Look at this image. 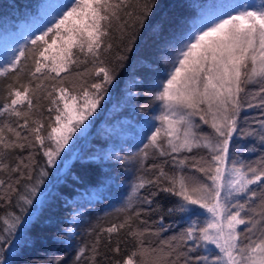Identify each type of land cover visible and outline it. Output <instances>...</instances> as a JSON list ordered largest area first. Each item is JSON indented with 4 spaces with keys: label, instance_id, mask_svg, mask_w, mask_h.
<instances>
[{
    "label": "snow or ice",
    "instance_id": "obj_1",
    "mask_svg": "<svg viewBox=\"0 0 264 264\" xmlns=\"http://www.w3.org/2000/svg\"><path fill=\"white\" fill-rule=\"evenodd\" d=\"M148 11L145 4L137 13L130 0H68L30 45L26 44L0 65V77H13L7 101L0 105V114L16 118L15 127L7 122L0 124V173L8 171L18 177L14 183L11 178H0V199L12 205L15 197V206L21 212L32 204L31 197L47 175L46 166L56 163L77 128L99 107L106 85L115 77V69L103 59L113 49L110 38L116 33L121 43H131L135 32L129 33L128 28L141 25ZM29 59L32 61L26 73L29 79L21 83V73L27 67L22 62ZM89 59L99 82L81 87L76 93L70 91L61 73L66 76L73 66L88 63ZM123 59L116 57L118 62ZM168 69L157 83L161 90L156 99L163 104L155 117L159 125L149 128L148 142L138 158L143 167L148 149H152L154 154L170 156L175 167L168 174L152 165L157 171L153 179L138 176L132 195L121 209H133L132 214L125 217V222L100 230L110 242L111 234H119L127 227L129 236L136 240L134 251L122 261L109 264H264V156L255 166L229 161L234 136L258 135L264 149V119L258 121L259 132L240 128L242 109L254 106L242 97V93L247 95L249 85L259 87L260 107L264 108V0L258 5L232 6L229 12L204 18L173 49ZM48 79L58 84H51L46 93L52 106L48 112H55L54 119L49 117L51 122L46 125L34 101ZM201 125L209 126L211 134L202 132ZM25 147H38L45 157V166L39 168L37 176L31 174L36 169L23 159L15 167L5 162L10 152ZM194 150L208 153L207 160L193 157L191 163L204 174L205 180L186 174L187 155L178 158V154ZM19 177L25 180L23 190ZM142 189L147 195H139ZM161 194L176 197L174 205L163 209L155 199ZM134 197L148 207L134 209ZM141 211L189 213L188 225L178 236L159 240L153 246L146 237L158 236L171 225L166 226L164 216L160 215L155 221L159 225L157 233L144 220L140 223L145 227L133 228L132 216L139 218ZM194 216L198 219H192ZM19 222L15 211L0 216V253L4 244H13ZM99 243L97 236L91 248V264H95ZM120 250L117 242L112 251ZM86 251L87 246L81 247L73 264H78ZM0 264L6 262L0 260Z\"/></svg>",
    "mask_w": 264,
    "mask_h": 264
},
{
    "label": "trees",
    "instance_id": "obj_2",
    "mask_svg": "<svg viewBox=\"0 0 264 264\" xmlns=\"http://www.w3.org/2000/svg\"><path fill=\"white\" fill-rule=\"evenodd\" d=\"M56 0H49L44 3L41 0H0V38L3 35L13 34L18 32L20 35V26L23 21L30 22L35 18L39 20V30L49 25L59 12L61 8V2L56 4H50ZM185 0H130L137 13L141 10L142 6L147 4L149 11L146 17L143 19L142 24L136 27H129L128 32H135V36L131 43H121L118 38V34L114 33L110 38V42L113 44V49L103 56L106 63L115 69V77L110 83L107 89L108 98L100 102L99 107L90 117V125L85 132L77 138L71 145H69L64 160L54 167L53 165H47V175L43 178V183L38 186V191L31 197L32 204L27 205L23 212L15 206V197H13V204L8 205L6 201L0 199V216H4L6 212L15 211L20 217V222L15 230L13 237V244L3 245V251L0 253V260L6 262V264H73L75 260L70 258L69 248L67 246V232L70 229V220L77 206H92L99 207L100 204H104L108 200V194L106 191V178L107 177H119L120 171L124 168L125 159L124 154L120 151V146L123 143V137L118 133L113 138V142L109 143L105 139L101 138L100 126L109 112V98L116 92L126 87V82L129 78L130 70L133 62L136 59V50L145 38L155 37L156 31L161 27V24L172 16L182 17L186 12L185 8H182L181 2ZM56 3V2H55ZM42 8H39V7ZM188 12H193L192 8L188 9ZM129 25L132 24V20L128 21ZM35 33V34H34ZM15 34V35H16ZM37 35L36 29L31 30V33L27 36H23L20 49L26 44L30 45V41L35 39ZM117 56H123L122 61H117ZM75 58V57H74ZM83 59V57H79ZM5 62H1L3 65ZM27 64L24 68V72L21 73L20 82L27 83L29 77L26 75L31 68V59L22 62ZM94 65L90 59L88 63H80L78 66H73V69L64 77L65 86L70 90L78 91L81 87H87L92 83L99 82V77L95 76L92 69ZM54 75V74H53ZM13 83L12 75L7 77H0V105L7 101L8 85ZM37 81H33L35 85ZM44 87L37 91V100L34 104L37 107L44 109V114L49 120L51 113L47 109L46 96L47 91H50V85L57 83L51 79L45 80ZM135 92V112L139 106H143L146 101L144 96H140L136 91V88L131 90ZM247 95L245 96L248 102L255 101V97L259 95V87L252 86L246 89ZM243 94V93H242ZM253 98V99H252ZM127 112V113H126ZM124 112V115H131L130 111ZM134 113V111H133ZM50 121V120H49ZM10 123L13 127L16 126V118L8 117L0 114V124ZM254 132V131H248ZM24 133L22 132V135ZM31 139V137H29ZM255 140H259L258 135L250 136H234L233 142L229 150V161L236 160L243 162L244 164H253L251 156L246 157L247 151L253 152L256 150V146L253 144ZM90 143H96L102 148L107 149V153L104 158L100 160H82L81 155L84 154L87 149H90ZM203 151H193L188 153V164L191 165L192 158L195 157L199 160L201 157H205ZM250 158V159H249ZM23 159L25 163L30 164L36 171L32 172L33 176L38 175V170L44 167V160L42 150L37 148L25 147L24 149H17L10 152L7 155L6 163H9L12 167H15L16 163ZM149 165H157L159 167L166 166V162L162 158H156L148 161ZM23 171V169H22ZM0 178L8 180L12 179L13 183L18 178L16 174L5 171L0 173ZM19 187L23 190L25 180L22 177ZM256 187V186H253ZM154 190V189H153ZM147 195L145 190H141V196ZM157 203L161 205L163 209L170 208L174 205L176 197L168 196L167 194H161L155 198ZM84 203V204H80ZM259 205V204H256ZM147 205H141L140 203L133 206L134 209L140 211L141 208L146 209ZM259 208L257 207V210ZM133 209L122 212L113 220L108 221L106 217H101L92 228L91 232L85 237V245L88 251L85 252L84 257L80 259L78 264H91L90 257L93 255L91 248L96 242L97 236L100 237V243L97 246L95 264H109V261L123 260L131 251L135 250L136 240L129 236L128 228L121 229L119 234H111V240L102 233L100 230L110 227L112 224H118L125 222V217L131 215ZM163 215V223L171 225L166 231L159 233V235L146 237L147 241L152 242L155 246L159 240H167L170 237L178 236L179 233L187 227V213H176L168 215L166 211L159 213H150L147 211H141L139 218L132 216V227L143 228L145 225L140 223L141 220L147 221V227L151 228L154 233L159 232V225L155 221L159 220V216ZM117 242L120 245V252L114 253L112 251L115 248ZM107 258V259H106Z\"/></svg>",
    "mask_w": 264,
    "mask_h": 264
},
{
    "label": "rangeland",
    "instance_id": "obj_3",
    "mask_svg": "<svg viewBox=\"0 0 264 264\" xmlns=\"http://www.w3.org/2000/svg\"><path fill=\"white\" fill-rule=\"evenodd\" d=\"M44 3L49 2V0H41ZM56 2V3H55ZM50 4H58L61 2L62 5L68 3V0H56ZM260 0H185L181 2L182 8L186 9V12L182 17L172 16L165 19L161 24V27L154 34L153 38H145L138 49L136 50V59L133 62L132 68L130 70L129 78L130 82H126V87L116 92L112 97L109 98V112L108 115L103 119L100 126L101 138L105 139L109 143L113 142L114 136L120 133L123 137V143L120 146V151L124 154V168L120 171V176L107 177L106 178V191L108 194V200L104 204H100L99 207L83 206L79 205L76 207L73 216L70 220V229L67 232V246L69 248L70 258L75 260L78 250L85 245V237L91 232L94 225L97 223L101 217H106L108 221L113 220L122 212L130 195H132V186L136 183V178L138 176L144 175L149 179H153L157 171L152 168V165L148 164L149 160H154L156 158H162L166 162V166H161L158 168H163L166 173L172 174V170L175 167L170 156H160L158 153L154 154L152 149H148L149 156L143 161V167H141L138 154L143 149L144 144H146L147 136L150 135L149 128L158 126L159 121L155 119L161 110L163 109V104L161 101L156 99L157 93L161 90L157 87V83L164 78V74L168 69L169 60L173 53V49L178 47L183 37L192 32L196 27L199 26L200 22L205 18L212 19L217 15L224 14L232 10V6H237L239 4H259ZM61 5V6H62ZM39 8H42L41 6ZM192 8L193 12H188V9ZM60 11V9H58ZM39 20L35 18L31 19L30 22L23 21L21 23L20 35L18 32L13 34L3 35L0 38V63L7 62L15 54H17L20 49L21 43L23 41V36H27L31 33V30L36 29L37 33L41 34L39 30ZM44 29V28H43ZM16 34V35H15ZM35 34V33H34ZM110 84L106 85L104 92L105 100L108 98L107 89ZM255 85H249L252 87ZM138 94L144 99L146 103L135 112L134 103L135 92L131 90L135 89ZM73 91V90H70ZM74 93L79 92L73 91ZM242 97L247 103H251L254 106L249 108L245 106L241 112L240 118V128L245 131H255L259 132L258 121L264 119V108L260 107L261 94L259 93L254 99L255 101L248 102L244 94ZM253 99V98H252ZM101 100V101H102ZM47 109L52 107L49 104V100L46 103ZM42 112V119L47 125L49 121L45 114L44 109L38 107ZM132 111V114L125 116L124 112ZM134 111V113H133ZM127 113V112H126ZM55 112H51V118L54 119ZM90 117L80 125L76 132L73 134L72 139L69 141L68 145L61 152L59 158L56 160L54 167L64 160V155L67 152L69 145L81 136L85 130L90 125ZM197 122L199 120L197 118ZM200 130L205 134H211L212 130L209 126L201 125ZM256 146V150L251 152L247 151L245 156L250 157L251 161L257 164L262 156H264V149L260 140H255L253 143ZM205 152V160L208 158V153L205 150H194ZM107 153V149L100 147L96 143H90V149L81 155L82 160H100L99 158H104ZM185 154H178V158L183 159ZM249 158V159H250ZM231 164V163H230ZM186 174L195 176L198 179L205 180L204 174L200 173L196 168H193L190 164L186 165ZM141 195V191L140 194ZM139 201L133 198V206L138 204ZM259 204V200L255 201ZM84 204V203H80ZM197 208L198 211L203 212L198 206H192ZM128 209L127 211H129ZM259 211V209L257 210ZM189 213H187L188 218ZM192 219H198L197 217H192ZM200 220L203 217L199 218ZM188 223V219H187ZM243 227V226H241Z\"/></svg>",
    "mask_w": 264,
    "mask_h": 264
}]
</instances>
